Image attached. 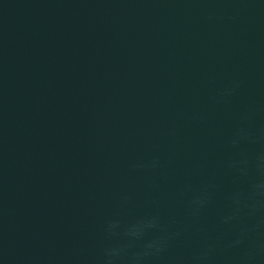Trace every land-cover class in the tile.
Listing matches in <instances>:
<instances>
[{
	"label": "water",
	"instance_id": "water-1",
	"mask_svg": "<svg viewBox=\"0 0 264 264\" xmlns=\"http://www.w3.org/2000/svg\"><path fill=\"white\" fill-rule=\"evenodd\" d=\"M0 264H264V0H0Z\"/></svg>",
	"mask_w": 264,
	"mask_h": 264
}]
</instances>
